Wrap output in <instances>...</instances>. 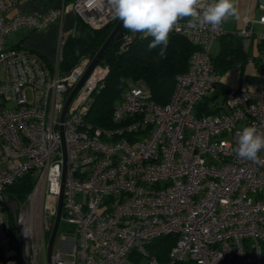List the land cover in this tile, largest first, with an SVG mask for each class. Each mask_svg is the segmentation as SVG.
Returning <instances> with one entry per match:
<instances>
[{"label": "built area", "instance_id": "2783aa9c", "mask_svg": "<svg viewBox=\"0 0 264 264\" xmlns=\"http://www.w3.org/2000/svg\"><path fill=\"white\" fill-rule=\"evenodd\" d=\"M24 1L0 0L2 264H8L10 244L6 186L30 170L35 183L28 196L38 198V219L32 227L18 217L20 264H47L62 183L58 228L64 222L75 229L60 232L49 264H264V151L258 154L262 162L233 151L243 127L264 130V30L253 27L264 24V2H258L257 18L242 17L237 32L260 41L254 89L227 86L223 102L215 101L217 112L198 113V101L220 82L209 47L226 29H187L182 20L172 32L195 48L169 100L156 103L144 85L129 86L111 111V125L101 126L86 116L104 86L106 64L98 61L91 69L61 119L69 92L93 56L61 73L62 29L52 63L34 49L5 44V37L19 27L44 30L68 10V35L77 21L101 27L116 19L109 0H61L41 14L6 17ZM122 32L123 43L142 35ZM163 236L174 243L160 261L148 244Z\"/></svg>", "mask_w": 264, "mask_h": 264}, {"label": "trees", "instance_id": "16d2710c", "mask_svg": "<svg viewBox=\"0 0 264 264\" xmlns=\"http://www.w3.org/2000/svg\"><path fill=\"white\" fill-rule=\"evenodd\" d=\"M66 3L70 0H65ZM117 18L101 27L93 28L82 21H77L75 32L63 41L62 56L59 61L61 73L68 72L81 58L94 56L98 48L114 26ZM122 31L125 28L122 26ZM151 36L142 34L130 42L122 43L118 48L109 45L103 52L99 63L108 66V74L104 86L95 96L94 102L87 114V119L96 125H111V111L115 99L129 86L142 84L150 92L151 98L159 104L167 102L173 92L175 77L186 71L191 53L195 46L181 34L171 32L166 56L158 55L159 48L149 50ZM220 49L211 56L221 73L235 62H245L247 57L242 44V37L226 31L219 38ZM13 46H19L15 44ZM227 85L221 81L216 84L212 93L200 99L196 105L197 112L215 113L218 107L215 98L220 92L225 93ZM224 98V96H223ZM35 175L32 170L19 176L13 183L6 186V192L18 201H24L32 191ZM7 218V215H6ZM10 222V223H9ZM8 222L10 233L9 252L6 256L8 264H20V247L12 220ZM174 243L172 237L163 236L148 244V249L160 260H164L170 246ZM4 256L0 250V264Z\"/></svg>", "mask_w": 264, "mask_h": 264}, {"label": "clouds", "instance_id": "9594fccd", "mask_svg": "<svg viewBox=\"0 0 264 264\" xmlns=\"http://www.w3.org/2000/svg\"><path fill=\"white\" fill-rule=\"evenodd\" d=\"M114 18L133 34L151 36L149 50L159 48L158 55L166 56L170 33L179 30L186 20L187 29H218L231 18H238L236 0H109ZM233 149L242 159L262 162L258 155L264 151V130L257 125L243 127Z\"/></svg>", "mask_w": 264, "mask_h": 264}, {"label": "crops", "instance_id": "0c3cea01", "mask_svg": "<svg viewBox=\"0 0 264 264\" xmlns=\"http://www.w3.org/2000/svg\"><path fill=\"white\" fill-rule=\"evenodd\" d=\"M60 1L61 0H27L15 6L10 11H8L6 13V17H11L18 12L41 14L53 8L57 4H59ZM236 5H237V0H236ZM257 5H256V10H258L259 15H260L261 11L258 9ZM249 12H250L249 6L247 4L246 9L238 10V18H231L226 23L222 24V26L226 29V31L237 34L238 30L243 26L242 17L244 15H247L250 17ZM72 20H73V13L68 10L63 15L61 21H57L55 23L50 24L44 30L37 31V30H32L28 27H25L27 29V33H25L23 37L17 40L16 42H13L7 45L18 44L26 48L34 49L40 52L49 63H52L55 60V51H56L55 49H56L57 40H58V33L61 29L63 31L68 30L70 24L72 23ZM259 26L264 28V24L255 22L253 24L254 31H259L258 29H255L256 27H259ZM254 37H257L258 41H256L255 46L258 49V52L260 51V41L256 34H253L251 37L242 38V44H243V48L246 53L247 59L245 62H235L233 63V65L240 64L239 79L241 80L245 77L250 81L253 80L255 82L254 84V88H255L259 75L245 73L244 71L246 63H249L251 65H256V66L258 65L256 58H258L259 54L256 57L254 55H249V51L252 48H254ZM219 46H220V41H219ZM211 56H214V55H211ZM231 67H229L228 69H230ZM257 67H259V65ZM246 88H250V87H246Z\"/></svg>", "mask_w": 264, "mask_h": 264}, {"label": "rangeland", "instance_id": "374dc122", "mask_svg": "<svg viewBox=\"0 0 264 264\" xmlns=\"http://www.w3.org/2000/svg\"><path fill=\"white\" fill-rule=\"evenodd\" d=\"M259 2H264V0H237V9L238 10H244L246 9V6L248 4L249 6V13H250V18L254 19L259 15L258 10H256V5ZM69 3V2H68ZM252 16V17H251ZM255 29H258L259 31L264 30L262 27H256ZM68 30L64 31L63 39H65L68 35ZM27 33V29L25 27H19L16 30L10 32L9 34L6 35L5 37V44H11L13 42H16L20 38L23 37V35ZM257 37H254V48H252L249 51V55H254L255 57L259 54L258 49L256 48ZM219 40L216 38L213 43L209 47V53L211 55H215L218 50H219ZM258 62V58H256ZM258 66V65H257ZM256 65H251L249 63H246L244 71L245 73H250L253 75H259L260 68L257 67ZM239 71H240V64H234L232 67L228 70H224L220 73V81L224 83L227 86L235 87V88H241V89H252L254 88L255 82L252 80H248L247 78L239 79ZM250 87V88H246ZM223 93L220 92L218 96L215 98V101L218 103L223 102ZM119 97L115 99V103H119ZM226 137H229V135H226ZM8 204L6 206V215H7V220L8 222L12 220L14 224V229L16 231V237L19 243V247L21 250V238H20V233H19V226H18V217L22 215V217H25L26 221L29 222L32 227L36 224V221L38 219V205L39 201L37 196L32 197L31 199L29 196L26 197L24 201H18L14 198H12L8 194ZM10 223V222H9ZM75 226L72 223H64L61 222L59 228H58V234L56 235V239L54 241V247L58 246L59 244V235L60 232L62 231H67V230H74Z\"/></svg>", "mask_w": 264, "mask_h": 264}, {"label": "water", "instance_id": "95a60500", "mask_svg": "<svg viewBox=\"0 0 264 264\" xmlns=\"http://www.w3.org/2000/svg\"><path fill=\"white\" fill-rule=\"evenodd\" d=\"M122 22L117 19L114 26L112 27L111 31L109 32V34L107 35L106 39L103 41V43L101 44V46L98 48V50L96 51V53L94 54V56L91 58V61L89 62V64L87 65L85 71L83 72V74L80 76V78L78 79V81L75 83V85L73 86V88L71 89V91L69 92L65 102H64V106L61 112V119H63L65 112H66V108L70 102V100L72 99L73 95L75 94V92L77 91V89L79 88V86L82 84L83 80L85 79V77L89 74V72L91 71V69L98 63L99 59L101 58L104 50L111 45L113 48H118L120 45H122L123 43V38H122ZM64 173H65V163L63 165V170H62V182L64 179ZM62 189H63V183L61 184L60 187V193H59V197H58V204H57V212L55 215V219H54V223L52 225L51 231L49 233L48 236V240H47V246H46V259H47V264H49L50 262V255L52 252V248H53V243H54V239H55V235L57 232V228L59 225V219H60V215H61V210H62Z\"/></svg>", "mask_w": 264, "mask_h": 264}]
</instances>
